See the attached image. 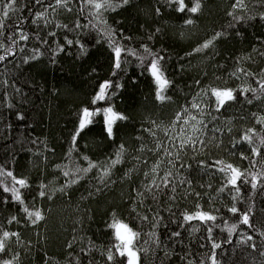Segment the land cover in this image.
<instances>
[{
	"label": "trees",
	"instance_id": "1",
	"mask_svg": "<svg viewBox=\"0 0 264 264\" xmlns=\"http://www.w3.org/2000/svg\"><path fill=\"white\" fill-rule=\"evenodd\" d=\"M234 2L199 0L193 14L178 12L168 0H129L103 11L101 23L89 9L81 12L82 0H69L71 11H53L48 5L54 0H18L0 35V55L7 47L14 53L0 62V169L25 179L27 186L15 185L21 204L4 191V185L13 186L11 177L0 185V236L18 234L6 242L0 262L127 264L112 247L117 241L109 225L118 220L139 233L134 241L139 264H212L213 256L216 264H264V92L258 83L264 78V0H244L237 18L228 14ZM41 12L47 25L32 23ZM189 18L192 24L186 23ZM21 21L29 39L12 45L8 37L21 30ZM109 29L122 48L139 54L122 53L120 69L114 68ZM216 33L221 35L212 45L195 51ZM153 58L169 81L163 101L156 98L148 71ZM105 81L113 84L110 98L93 104ZM213 88L232 89L235 99L217 111ZM193 103L202 109L194 112L202 121L197 134L209 140L177 152L167 146L166 135ZM108 107L126 117L112 126V136L100 112L73 146L82 111ZM249 129L255 132L252 144L242 140ZM253 147L261 154L254 155ZM89 163L94 167L87 173L76 172ZM227 164L243 173L235 187L219 170ZM166 175L172 181L168 188L145 191L151 180L159 184ZM233 206L236 213L229 211ZM25 207L44 218L31 223ZM197 212L216 219L184 220ZM214 243L220 246L213 248Z\"/></svg>",
	"mask_w": 264,
	"mask_h": 264
},
{
	"label": "snow or ice",
	"instance_id": "2",
	"mask_svg": "<svg viewBox=\"0 0 264 264\" xmlns=\"http://www.w3.org/2000/svg\"><path fill=\"white\" fill-rule=\"evenodd\" d=\"M169 3H175L177 5L176 10L178 12H184L187 10L190 13H197L201 7L199 0H194V4L192 7H187L185 4L184 0H168ZM37 3H42V0H37ZM69 3V0H54V4H49L48 7L52 8L53 11H55L57 8H67V5ZM129 3V0H82V8L81 12L84 11L85 8L89 9V15L94 16L97 18L101 23H103V11H108V10H115L117 7L123 6L125 4ZM18 4V0H0V35H3L2 30L6 27L5 21L8 20L11 16V14L16 10L15 6ZM246 8V5L244 3V0H235V2L232 5V11L229 12L228 14L230 16H233L234 18L236 17V12L237 11H244ZM68 11H71L70 8H67ZM157 13H159V9H157ZM261 19H264V15L261 16ZM41 20L45 21V24L50 23V21L46 20L45 13H37L35 18L33 19L32 23L39 25V22ZM22 23L21 21L20 25H17V28H21V30L14 34L10 35L8 39L12 42V45H16L19 43V41H27L29 39V36L27 33H24L22 31ZM187 24H192L193 21L191 18H189L186 21ZM80 25L77 24V27ZM57 27H60V25H57ZM64 27H67L64 25ZM95 27V25H93ZM49 35H55V33L50 32ZM108 37V44L109 47L112 48L115 56V63H114V68L115 69H120L121 67V55L122 53L130 54L133 56H138L139 54L135 52L134 50L127 49V48H122L118 42L114 38V34L109 29L106 33ZM221 34L216 33L215 36H213L212 39H209L206 41L201 47L195 49L196 52H200L203 49L208 48L210 45L213 44V41L218 38ZM18 36V39L16 38ZM46 43V41H44ZM69 45H71L73 42L71 40L67 41ZM0 47H3V45H0ZM63 49H61L62 51ZM5 55H0V62H3L4 60L7 59L8 56L13 55L12 47H7L4 48ZM145 52H149L147 47L144 49ZM149 55L151 53L149 52ZM33 59L35 58L32 57ZM27 63V61H25ZM148 71L151 72V75L157 85V91H156V98L158 100H165L167 97L164 96V90L167 88L169 81L164 78V74L161 71L160 65H159V59L153 58L150 65L148 66ZM238 71L243 72L244 75H251L250 73L245 72L243 69H239ZM113 75H115V71L113 72ZM262 77H264V73H262ZM260 84V91L264 92V78L260 79L258 81ZM113 84L111 81H105L103 82L100 87L98 93L95 95L93 98L92 103L96 104L98 101L104 100L106 97L110 98L108 89L112 88ZM244 92L249 91V89H244ZM254 93L257 91L256 89H251ZM112 94H115L114 92ZM211 95L216 98V110L219 111L220 108H222L226 102L232 101L235 99L233 95V90L232 89H216L213 88L211 89ZM251 101H249L250 103ZM192 108L197 109L198 111H202L200 109V106L196 103L192 104ZM188 109H185V112H187ZM100 112H103L104 118H105V124H106V131L109 135V137L112 136V126L115 124L117 120H123L126 119L121 114H118L113 111L111 107L104 108V109H97L96 112H92L89 109H84L82 111V115L79 120V126L76 131V133L73 135L72 140H73V146H75L76 138L79 136L80 132L84 130V128L92 123V120L90 117H92L95 114H98ZM192 121H195V123L192 125V132L193 134L191 136H188L187 139H180V142L178 144L175 143V141L178 139L177 137H169L170 142H172L173 146L176 147L177 152L183 151L189 144L193 147V149H196V145L203 144V141L200 140L199 136H196L195 133L198 131H201L200 128L197 126L202 124V121L197 120V117L195 115H191L189 117ZM189 119H184L183 124L187 125L189 123ZM181 120L180 114L177 115L176 122H179ZM173 124V127H175V123ZM181 132H183V128L181 129ZM255 135L254 130L249 129L248 132L244 134L242 137V140L248 141L250 144L253 143V136ZM261 144L264 145V138H261ZM161 145H157V148L159 149ZM74 150V148H73ZM123 151V145L121 146V152ZM253 154L254 155H260L261 153L259 152L257 147L252 148ZM165 154L167 156H172V152L168 150V148H165ZM119 155L120 153L117 154V160H114L112 163L116 164L119 162ZM87 159V157H85ZM171 162V161H170ZM217 163H222V162H217ZM94 165L89 163L88 168H77L76 172H84L87 173ZM222 172H226L227 175V184H231L232 186H236L237 180L243 175L237 168L233 167L231 164H227L225 167L219 169ZM157 171L156 167L152 168V172L155 173ZM65 176H69L68 172L64 173ZM104 176L108 175V172L105 171L103 173ZM147 176L148 173H145ZM0 177H3L4 179H0V185H4V180L7 177L12 178L13 186L9 188L8 186L4 185V191L6 192H11L13 198L20 202L21 204L24 203L20 190L19 188H16L15 185H19L20 188H24L27 186V182L23 178H17L13 176V173L11 171L5 172L4 170L0 169ZM161 182L159 184L156 183V180L153 179L151 182L147 185H145V191L147 192H153L154 190H160L161 188H168L172 181L168 178V176H164L160 178ZM71 183H76L77 181L75 179L70 181ZM43 188L44 186L41 185ZM252 187L255 189L256 187V177H253L252 179ZM174 190V189H173ZM223 191V189H221ZM239 189L237 188V192ZM40 197L43 198L46 193L44 191H41L39 193ZM140 195H143V193H140ZM23 211L26 213L27 217L31 220V223L36 224L38 221L42 220L44 217L42 216L41 212L39 210H34L30 211L27 207L23 209ZM232 213H236L238 209L233 206L229 209ZM146 219V217H145ZM194 219H199L201 222H207V221H214L216 219L215 216H212L207 213L203 212H197L195 214H185L184 215V220L185 221H192ZM16 221V217H12L8 222L11 224L12 222ZM242 222L244 224H248L249 218L247 214L242 215ZM235 226H233L234 228ZM109 228L113 229L114 233V238L117 241L112 247L116 249V252L120 256H126L127 257V264H139V256H138V249L135 248L134 246V241L138 239L139 233L135 232L133 229H131L126 223H123L122 221L114 220L112 224L109 225ZM232 229H229L231 231ZM209 232H211V228H209ZM173 235L178 236L179 233H174ZM16 236L18 238L17 233H10L9 231H3L2 236H0V252H3L6 247V242L10 239V237ZM251 239V237H249ZM220 245L218 244H213V248H218ZM113 252L112 249L110 248L107 253V259L109 261L113 260ZM212 264H216L215 257L213 256L212 258ZM0 264H13L12 261H2Z\"/></svg>",
	"mask_w": 264,
	"mask_h": 264
},
{
	"label": "rangeland",
	"instance_id": "3",
	"mask_svg": "<svg viewBox=\"0 0 264 264\" xmlns=\"http://www.w3.org/2000/svg\"><path fill=\"white\" fill-rule=\"evenodd\" d=\"M192 108V107H191ZM197 109H194V108H192V111L190 112V111H187L185 114L183 113L182 115H180L181 116V120L179 121V122H177V126L175 127V129H174V131L172 132V134L171 133H168V135H166V140H167V146H169V145H171V146H173V144H172V142H171V144H170V140H169V137L170 136H172V137H177L178 139L175 141V143L176 144H178L179 142H180V139H187V137L188 136H191L192 134H193V132H192V120L191 119H189V117L191 116V115H194V112L196 111ZM184 119H189V123L187 124V125H184L183 124V120ZM183 128V132H181V129ZM198 132H196L195 133V135L196 136H198V134H197ZM200 140H202L203 141V144L205 143H207L208 142V140L209 139H207L206 141H204L205 140V138H203V139H201L200 138ZM202 144V145H203ZM197 145H199L200 147H201V144H197ZM197 145H196V147H197ZM175 147V146H174ZM187 147H192L191 146V144H189Z\"/></svg>",
	"mask_w": 264,
	"mask_h": 264
}]
</instances>
